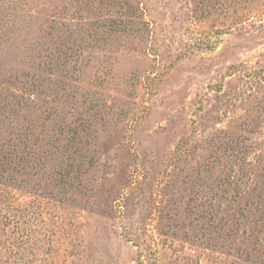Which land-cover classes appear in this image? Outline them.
<instances>
[{"label":"rangeland","instance_id":"374dc122","mask_svg":"<svg viewBox=\"0 0 264 264\" xmlns=\"http://www.w3.org/2000/svg\"><path fill=\"white\" fill-rule=\"evenodd\" d=\"M0 264H264V0H0Z\"/></svg>","mask_w":264,"mask_h":264}]
</instances>
